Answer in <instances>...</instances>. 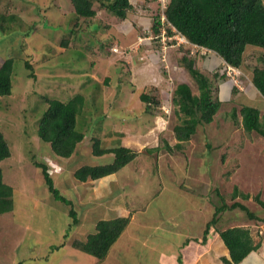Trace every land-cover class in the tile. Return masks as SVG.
<instances>
[{
    "label": "rangeland",
    "instance_id": "obj_1",
    "mask_svg": "<svg viewBox=\"0 0 264 264\" xmlns=\"http://www.w3.org/2000/svg\"><path fill=\"white\" fill-rule=\"evenodd\" d=\"M144 1L130 0L133 7L126 20L97 11L96 18L84 23L76 19L70 0H0V15L14 17L11 22L0 20V28L4 29H1L0 57L14 58L12 94L0 97V132L10 150L9 158L0 162V170L3 182L17 191L14 202L21 210L15 207L0 216V264L16 261L46 264V252L38 253L34 246L46 245L52 233L60 231V221L54 222L53 216L65 217L63 203L55 209L46 203L48 198L49 201L54 198L50 197L34 162L52 154L45 153L48 145L44 143L39 152L36 128L46 100L68 102L77 94H83L88 103L78 119V129L85 133L79 152L89 153L91 139L98 138L102 148L122 146L137 154L119 176L122 187L130 188L129 192L126 189L124 199L131 204L135 197L128 207L129 218L134 208L135 212H145L149 222L161 227L157 233L167 231L176 237L183 226L189 228L188 233L198 229L202 235L204 222L211 220L213 209L220 205L215 193L218 190L228 206L239 202L260 220L264 219V208L254 199L259 195L264 202V138L245 132L231 121L229 114L232 109L238 111L242 104L258 108L264 114V98L253 87L248 70L254 65L264 67V63L256 62L263 51L247 49L244 64L247 70H229L212 52L178 45L177 39L169 41L167 33L161 41V36L153 34L151 24L156 14L152 6L157 3ZM44 8L48 10L47 17H43ZM75 23L80 29L64 48L60 43L68 39ZM31 26H36L33 32L28 31ZM113 49L126 54H115ZM184 55L211 81L213 94L221 105L211 123L198 125L180 150L168 153L164 150L165 143L172 148L177 143L173 132L179 123L173 104L176 86L185 83L193 94H198L196 83L181 62ZM24 61L31 64L34 78H29ZM223 72L225 76L220 78ZM232 87L238 92L232 94ZM148 92L159 104L147 111L139 97ZM156 148L159 150L154 151ZM46 160L53 176L55 159ZM64 174L67 177L61 180L70 181L73 173ZM75 183L71 185L75 190L60 188L58 183L55 188L60 195L73 200L87 188L83 182ZM234 187L248 194V200L241 196L232 200ZM90 192L93 193V188ZM154 196L159 197L153 200ZM24 200L26 208L21 203ZM98 207L91 213L96 218L105 212L102 206ZM48 210H54V215L45 212L33 220L26 216L27 211ZM224 214L235 216L230 225L245 223L254 244L264 246L263 222L248 220L239 209L221 213ZM212 228L221 229L223 225L217 223ZM36 229L40 230L38 239L34 235ZM143 236L147 237V232L143 231ZM160 239L149 243L153 247L150 259L155 262L166 254L160 247L164 237Z\"/></svg>",
    "mask_w": 264,
    "mask_h": 264
},
{
    "label": "trees",
    "instance_id": "obj_2",
    "mask_svg": "<svg viewBox=\"0 0 264 264\" xmlns=\"http://www.w3.org/2000/svg\"><path fill=\"white\" fill-rule=\"evenodd\" d=\"M164 9V16L167 22L183 36L187 42L198 48L205 49L214 53L228 67L244 71L245 54L247 49L263 51L260 54L257 64L264 63V3L263 0H167ZM73 7V13L76 19L88 22L97 17L99 11L107 16H113L118 20H126L127 15L132 10L129 0H70ZM153 4L152 8L156 14L151 18L152 32L160 36L163 28L169 37L173 36L170 27L162 23L160 16L159 3ZM156 7V8H155ZM43 17H47V8ZM104 12V13H103ZM0 20L12 21L13 16L5 17L0 15ZM10 21V22H11ZM86 21V22H85ZM88 24V23H87ZM36 26H31L29 32H33ZM79 24L75 23L68 33V39L61 41V46L67 48L71 43L70 37L75 36L79 31ZM3 27L0 28L2 36ZM4 30V29H3ZM173 43V42H171ZM190 47V46H189ZM14 58L0 57V97H7L12 94L11 75ZM181 62L189 75L197 85L198 94H193L190 87L181 83L174 90L173 104L177 107L176 115L179 123L175 125L173 132L176 139L174 148L167 143L164 150L171 153L180 150L182 144L189 141L195 134L196 128L201 124H209L213 121L221 102L213 94L211 81L203 75L194 66V61L187 56L181 58ZM24 68L30 71L29 78H34L32 66L29 62L24 61ZM93 65V64H92ZM226 66V67H227ZM224 67V70L226 69ZM251 82L256 91L264 98V67L254 65L250 70ZM220 78L224 77L220 74ZM238 90L231 88V93L235 94ZM140 101L145 105L148 111L159 104L151 93H142ZM94 100V99H93ZM91 102V101H89ZM93 103V101L91 102ZM86 98L83 94H77L68 102L58 100H46L45 111L37 126L38 150L41 145L47 144L45 153L52 154V157L44 155L40 157L34 165L40 169L43 181L49 193L56 201H60L67 207H70L69 216L75 223L74 210L72 203L60 195L54 187L52 178L49 174L50 163L46 159H68L75 152L79 145L85 139V133L79 130V118L87 105ZM90 104V103H89ZM241 109V110H240ZM231 121L235 125H240L247 133H256L264 138V114L261 115L258 108L242 104L238 109H232ZM240 117V120H238ZM106 120V118H105ZM104 120V121H105ZM209 147V146H208ZM92 156L98 157L104 154H113V160L106 165L87 166L84 165L75 171L74 177L80 182L88 179L97 180L112 174H115L123 167L135 159L136 153L122 146L116 148H102V142L98 138H92L90 141ZM159 148L154 149L158 151ZM152 150H146L151 152ZM38 155V154H37ZM10 156V150L3 134L0 132V162ZM216 195L220 199V205L214 208V214L211 220L205 225L203 231V242L206 241L207 234L212 227H215L219 221L221 213L229 210L239 209L250 221H261L245 205L239 202H233L230 206L225 204L223 196H220L218 190ZM241 196L242 199L248 200L249 195L241 193L237 187L233 188L232 200ZM255 201L264 208V202L260 200L259 195L254 197ZM13 211V190L3 182L2 172L0 170V216ZM129 223V218H116L113 220L99 221L96 224L95 233L90 234L85 242L74 241L72 247L81 250L86 254L102 261L108 254L114 242L118 239L125 227ZM224 245L228 249L230 260L222 258L224 264H238L252 251L257 250L260 244L254 245V241L248 227L238 226L217 231Z\"/></svg>",
    "mask_w": 264,
    "mask_h": 264
},
{
    "label": "crops",
    "instance_id": "obj_3",
    "mask_svg": "<svg viewBox=\"0 0 264 264\" xmlns=\"http://www.w3.org/2000/svg\"><path fill=\"white\" fill-rule=\"evenodd\" d=\"M137 23L138 22L135 23L137 26L143 27L141 23ZM141 59H143V57ZM79 149L80 148L78 147L77 152H75V154H73V156L68 159H55L53 163L54 168H56V170H54L55 173L53 176L51 172L49 173L54 187L58 183L60 188L71 187V190H75V188H72L73 186L71 185H76L75 182L80 183V181L76 180L74 177L76 170L84 166V164L87 166L88 164H91L90 166L106 165L111 163L113 160V154L111 153L95 157L92 156L91 149L89 150V153L87 152L88 154L86 152L80 153ZM74 158L75 160H73L71 164H68V161ZM128 165L123 167L115 174L97 180L88 179L87 181L83 182L87 188L82 189L83 193L76 195L75 197L73 196V200H69L73 206L72 210H74V207L76 208L74 213L77 223H75L69 216L70 207L62 204V202H57L55 199H53V201H49L50 198H48V202L46 203L49 204V208L52 206L54 209L61 208L57 205H59V203L62 204V210L64 212L62 215L65 218L53 216L54 214L52 212H54V210L42 211L39 213L35 211H27L26 216H28V218L31 220H33L34 217H38L41 213L44 214L45 212H51L50 215L53 216L52 220L54 222H57V220L60 221V231H54L51 238L47 240L48 243H46V245H39V243H37L38 245L36 244L34 246V249L37 247V251H39L38 253L46 252V264H224L222 262V258L230 260L228 249L224 245L217 231L235 227L236 225H230V222L233 221L235 216L226 217L225 214L219 216L220 220L218 223L223 225V228L210 229L205 242L202 240L203 234L200 235L201 232H199L198 229H195L198 232L194 230L192 235V233H188L189 228H184L183 226L182 229L186 231L182 230L179 235H176V237H173L167 231L157 233L161 227L155 223L153 224V222H149L148 218L145 216V212H135L133 211L134 208L131 212L132 217L129 218L128 207H131L135 197H132L130 200L132 201L131 204H128V201L124 199L125 194H127V188L122 187L121 183L123 180L119 181L120 173L125 171ZM49 167L51 169V166ZM65 172H69V174L73 173L70 181H68V179L61 180L62 178L67 177L64 174ZM92 188L93 193L90 192ZM129 189H127V192H129ZM16 192L17 191L13 190V211L15 210V207L18 210L17 203L14 202V195ZM92 195H94V198H90ZM51 196L52 195L50 194V197ZM159 196H154L152 199L155 200ZM51 198H53V196ZM89 198L90 201H88ZM29 201L33 204V206L35 205V202H32V197L29 198ZM21 203L22 205H25L24 208H26V200L21 201ZM117 203H120V205ZM98 206H102V210H105V212L104 215H101L102 217L98 216V218H96L91 213H93V210L96 211L97 208H99ZM66 207L69 208L67 212H65ZM87 214L89 215L86 217L85 215ZM213 214L214 209L212 216ZM188 215L191 214L188 213ZM121 217L129 218V223L120 234L118 239L114 242L107 256L102 261H98L95 257L72 247V242H85L90 234L95 233L96 224L99 221L113 220ZM135 217L138 219L135 220ZM209 221L210 220L204 222V229L205 225ZM243 224L240 223L238 226L245 227ZM36 230L37 232H34V235L36 239H38L40 237V230ZM143 231L147 232V237L143 236ZM153 233H155L158 238H156V236L153 238L155 235ZM151 235L153 236L151 237ZM162 237H164V243L161 242L162 244L159 246L164 252H166V254H164V256H162L157 262L152 261L150 258L152 257L153 247H151L149 243L152 239L161 240L160 238ZM22 249L24 251L26 250L25 248ZM30 251H32V249H30ZM21 262L22 261H16L15 263L25 264V262ZM238 264H264V246L262 247V245H260L257 250L251 252Z\"/></svg>",
    "mask_w": 264,
    "mask_h": 264
},
{
    "label": "built area",
    "instance_id": "obj_4",
    "mask_svg": "<svg viewBox=\"0 0 264 264\" xmlns=\"http://www.w3.org/2000/svg\"><path fill=\"white\" fill-rule=\"evenodd\" d=\"M158 3H159V8H160V16H161V21H162V23H165V24H167L169 27H170V30L173 32V36H171V37H169L168 36V39H169V41H172L173 39H177L179 42V44L178 45H181V44H186V45H188V46H190L191 48H195V49H200V48H198L197 46H194V45H191V44H189L188 42H187V40L183 37V36H181V34H179L168 22H167V20H166V18H165V16H164V9H165V7H166V5H167V0H156ZM161 33H160V36L162 37V36H164L165 34H166V31L164 30V29H161V31H160ZM163 38L164 37H162V39H161V41L163 40ZM200 50H202V51H206L205 49H200ZM113 51L115 52V54H120V55H124V54H126L125 52L124 53H122L123 51H118L117 49H113ZM113 52V53H114ZM164 61H166V60H164ZM228 69L230 70V69H233V68H231V67H228Z\"/></svg>",
    "mask_w": 264,
    "mask_h": 264
},
{
    "label": "bare ground",
    "instance_id": "obj_5",
    "mask_svg": "<svg viewBox=\"0 0 264 264\" xmlns=\"http://www.w3.org/2000/svg\"><path fill=\"white\" fill-rule=\"evenodd\" d=\"M147 37V36H146ZM241 110V109H240ZM239 127V126H238Z\"/></svg>",
    "mask_w": 264,
    "mask_h": 264
}]
</instances>
